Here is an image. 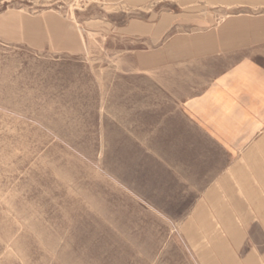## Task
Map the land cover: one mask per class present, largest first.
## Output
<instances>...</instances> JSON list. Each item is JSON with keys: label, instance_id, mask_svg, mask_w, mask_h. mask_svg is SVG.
I'll use <instances>...</instances> for the list:
<instances>
[{"label": "rangeland", "instance_id": "obj_1", "mask_svg": "<svg viewBox=\"0 0 264 264\" xmlns=\"http://www.w3.org/2000/svg\"><path fill=\"white\" fill-rule=\"evenodd\" d=\"M262 1L244 10L264 14ZM134 15L105 0H0V264H205L202 228L183 225L185 196L152 145L169 92L189 83L139 70L154 45L124 34Z\"/></svg>", "mask_w": 264, "mask_h": 264}, {"label": "crops", "instance_id": "obj_2", "mask_svg": "<svg viewBox=\"0 0 264 264\" xmlns=\"http://www.w3.org/2000/svg\"><path fill=\"white\" fill-rule=\"evenodd\" d=\"M105 1L135 14L124 34L154 45L139 70L170 67L172 84L189 83L169 92L152 145L156 170L185 196L183 225L202 228L205 264H264V14L244 10L259 0ZM40 28L62 35L56 24Z\"/></svg>", "mask_w": 264, "mask_h": 264}]
</instances>
